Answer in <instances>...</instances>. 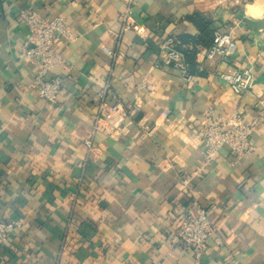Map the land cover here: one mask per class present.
<instances>
[{
    "label": "crops",
    "instance_id": "obj_1",
    "mask_svg": "<svg viewBox=\"0 0 264 264\" xmlns=\"http://www.w3.org/2000/svg\"><path fill=\"white\" fill-rule=\"evenodd\" d=\"M241 1L140 0L139 31L122 33L121 0H0V218L21 222L0 264H196L171 241L194 202L214 229L199 264H264V0ZM28 9L63 16L71 30L53 44L64 60L50 73L64 79L54 105L30 86ZM196 13L233 31L238 49L199 72L200 46L187 82L158 44L199 36ZM247 68L255 86L236 94L222 74ZM102 100L130 109L122 129L94 131ZM207 110L257 121L250 156L222 147L204 166Z\"/></svg>",
    "mask_w": 264,
    "mask_h": 264
},
{
    "label": "built area",
    "instance_id": "obj_2",
    "mask_svg": "<svg viewBox=\"0 0 264 264\" xmlns=\"http://www.w3.org/2000/svg\"><path fill=\"white\" fill-rule=\"evenodd\" d=\"M124 10L119 16L121 32L139 31L138 20L135 17V8L140 0H121ZM237 5H242L241 0H232ZM20 20L29 29V44L25 54L27 59L37 67V74L31 82V88L36 91L47 102L54 105L58 102L59 95L64 86V79L60 76L50 74L55 67L64 65L63 56L53 47L58 37L69 38L71 30L68 21L63 16L48 19L35 10H23ZM179 39L168 35L159 44L161 59L164 64L172 66L181 77L190 82L195 74L190 70L184 52L179 48ZM238 49V42L233 31L218 29L215 31L214 40L210 47L204 50L199 62L198 70L205 69V63L220 59L230 62L232 56ZM103 51L113 60L122 57L120 51H114L103 47ZM229 82L236 94L249 92L255 86V75L253 69L230 70L222 74ZM130 116V109L125 104L116 100L108 103L102 100L94 121V131L112 129L118 131L123 128ZM257 121L246 123L240 113H234L229 117L215 116L211 110H207L200 121L199 133L205 142L203 151L204 166L211 165L219 155L222 147H228L237 158L248 157L253 148L251 135ZM86 144L92 146V140L88 139ZM202 169L196 171L200 174ZM181 181L185 187H189L191 179L182 177ZM19 220H3L0 218V258L1 248L10 241L16 229L20 228ZM213 225L207 212L194 202L192 207L183 208L178 214V224L172 234L173 244L193 253L196 264L208 247V241L213 234Z\"/></svg>",
    "mask_w": 264,
    "mask_h": 264
},
{
    "label": "trees",
    "instance_id": "obj_3",
    "mask_svg": "<svg viewBox=\"0 0 264 264\" xmlns=\"http://www.w3.org/2000/svg\"><path fill=\"white\" fill-rule=\"evenodd\" d=\"M231 10L237 11V8ZM194 21L200 30V35H185L179 38V48L184 52L186 61L192 71L196 69V54L198 48L200 46L205 48L210 47L214 40L215 31L219 29L216 21L207 14L196 13Z\"/></svg>",
    "mask_w": 264,
    "mask_h": 264
}]
</instances>
